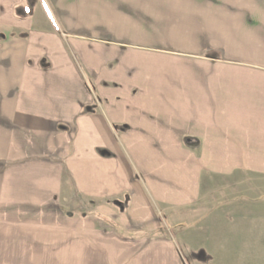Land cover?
Returning a JSON list of instances; mask_svg holds the SVG:
<instances>
[{
    "label": "crops",
    "instance_id": "obj_1",
    "mask_svg": "<svg viewBox=\"0 0 264 264\" xmlns=\"http://www.w3.org/2000/svg\"><path fill=\"white\" fill-rule=\"evenodd\" d=\"M35 1L0 0V264H180L150 234L264 176V0Z\"/></svg>",
    "mask_w": 264,
    "mask_h": 264
},
{
    "label": "rangeland",
    "instance_id": "obj_2",
    "mask_svg": "<svg viewBox=\"0 0 264 264\" xmlns=\"http://www.w3.org/2000/svg\"><path fill=\"white\" fill-rule=\"evenodd\" d=\"M25 11L31 17L39 18L42 24L54 23L53 13L40 0H36L32 7H26ZM239 186L241 188L233 185L228 195L222 197L225 203L200 206L184 226H166L163 233L155 235L173 243L177 263L264 264V176H247ZM219 197L217 195L215 201H219ZM63 221L62 224L80 225L78 221H71V224L68 220ZM117 230L124 240L135 238V235ZM106 239L103 242L104 253L96 252L102 250L96 246L102 242L101 239H92L97 244L89 246L88 253L81 257L77 249L78 239L73 241V251L70 253L63 254L61 249H56L55 253L40 252L39 258L37 255L30 256L31 253L25 249L24 259L21 262L18 260V263L15 260L13 264H145L143 245L136 249L122 244L118 247ZM168 260L169 264H174L171 259Z\"/></svg>",
    "mask_w": 264,
    "mask_h": 264
},
{
    "label": "trees",
    "instance_id": "obj_3",
    "mask_svg": "<svg viewBox=\"0 0 264 264\" xmlns=\"http://www.w3.org/2000/svg\"><path fill=\"white\" fill-rule=\"evenodd\" d=\"M24 12H25V10H24ZM25 15V14H24ZM26 16V15H25ZM156 234H150V236H155Z\"/></svg>",
    "mask_w": 264,
    "mask_h": 264
}]
</instances>
